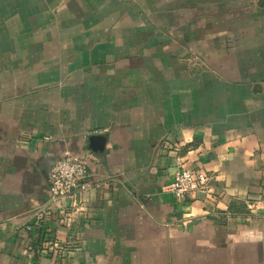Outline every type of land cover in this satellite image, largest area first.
I'll use <instances>...</instances> for the list:
<instances>
[{"label": "crops", "instance_id": "crops-1", "mask_svg": "<svg viewBox=\"0 0 264 264\" xmlns=\"http://www.w3.org/2000/svg\"><path fill=\"white\" fill-rule=\"evenodd\" d=\"M67 151L68 264H264V0H0V264H62L22 223Z\"/></svg>", "mask_w": 264, "mask_h": 264}, {"label": "built area", "instance_id": "built-area-1", "mask_svg": "<svg viewBox=\"0 0 264 264\" xmlns=\"http://www.w3.org/2000/svg\"><path fill=\"white\" fill-rule=\"evenodd\" d=\"M87 176L83 159L65 152L50 168L48 199L37 204L22 223L25 230L34 232L36 248L62 264H68L69 252L78 248L74 228L80 196L90 187ZM208 179L204 168L182 165L165 188L175 199H184L195 191L207 193Z\"/></svg>", "mask_w": 264, "mask_h": 264}]
</instances>
